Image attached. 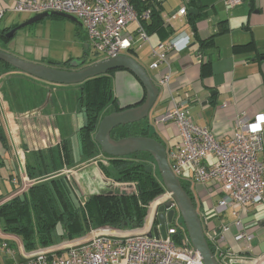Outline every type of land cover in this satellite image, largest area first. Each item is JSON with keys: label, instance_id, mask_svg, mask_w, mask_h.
I'll list each match as a JSON object with an SVG mask.
<instances>
[{"label": "crops", "instance_id": "0c3cea01", "mask_svg": "<svg viewBox=\"0 0 264 264\" xmlns=\"http://www.w3.org/2000/svg\"><path fill=\"white\" fill-rule=\"evenodd\" d=\"M12 1L0 0V5L9 6ZM181 7L186 8V15L172 19L171 16ZM190 8L195 11L188 14ZM31 17L32 15L28 14L12 13L3 17L0 22V34H3V39H0L1 51L31 63H40L44 58H56L57 55L60 56L61 61L54 59L49 63H62L59 64L60 66L68 61L85 60L90 50L93 53L80 22L58 16L54 18L69 21L67 24H62L66 29V39L72 44L69 50L55 49L51 52L44 50L43 47L48 40L40 22L35 23L37 25L32 28L27 29L30 25L19 29L12 38L5 39L4 35L9 30ZM158 19L159 28L147 33V42L134 34L136 23L128 26L127 32L132 35L131 48L122 56H127L140 65L158 89L157 98L143 127L147 130L146 137L158 141L164 147L166 156L179 143V132L172 123L155 124L154 120L175 105L186 102L184 109L192 120L199 126L207 127L218 141L225 140L233 134L236 128L235 120L239 115L245 114L249 118L258 114L264 115V60L260 59L264 57L261 55L264 54V0H242L240 5L233 8H226L223 0H167L158 7ZM149 23L150 20L146 22ZM170 40L178 44L179 50L168 53V84L160 85L157 80L158 75L163 72V67L160 66L158 70L149 68L155 61L152 50H157L159 44ZM247 44L252 46L234 50L235 46ZM100 60L102 58L92 62ZM102 77H104L102 83L108 84L109 98L115 101V106L119 110L144 100L146 91L131 72L124 69L114 70ZM0 82V91L5 102L4 109L0 106V122L5 136V142L0 141V169L5 170L8 176L7 181L0 184V198L11 199L18 195L20 168L31 154V152H23L26 146L28 148L25 144L27 143L26 126H24L26 123L15 120L14 116L33 111L54 115L53 124L58 133L59 148L62 152L63 147L67 150L71 146L68 128L65 129L69 124L68 120H65L68 116L65 115V109L79 117L82 113L80 115L77 113L79 107L82 111V106L77 99L74 103H68L67 98L63 97L64 93L61 94L55 87L50 86V83L23 75L18 71H10L2 75ZM82 84H76L78 86L75 89L80 90ZM185 95H188V99H185ZM109 106L110 103L106 111L110 109ZM31 121L33 120L28 121L30 125ZM33 124L36 125L34 122ZM81 132L84 131L78 128L76 132L78 145ZM94 135L92 131L88 132L95 153L85 155L79 148L81 161L74 163L69 153V165L66 163L63 166V168L75 169L79 173L77 181L81 198L103 192L117 193L116 190L119 189L118 184L106 179L100 170V166L106 164L107 158L93 143ZM21 153L24 154L22 161ZM257 158L264 164V147L258 152ZM10 161L13 162L12 165ZM213 162L212 156H208L205 160L207 166ZM14 174L17 176V181ZM106 180L112 184L110 187L107 186ZM178 180L187 190L199 220L201 217L206 219L207 223H202V220L200 222L203 231L229 225L230 231L220 247L222 252L231 250L233 257L236 258L233 262L228 261V264H248L255 256L264 253V201L241 212L243 230L252 234L253 240L250 242L251 253L240 251L242 245L233 239L237 229L232 226L233 218L230 213L217 217L213 212L212 208L218 200L216 187L211 183L196 184L193 179V169L189 166L184 168ZM9 187L13 191H9ZM122 231L125 233L132 230ZM79 239L81 238L76 240ZM4 241L14 250V256L0 249V264L22 263L36 252V250L25 251L20 238L0 230V246ZM73 241L75 240H56V244L41 249L48 250L51 256H61L65 255L66 248Z\"/></svg>", "mask_w": 264, "mask_h": 264}, {"label": "built area", "instance_id": "2783aa9c", "mask_svg": "<svg viewBox=\"0 0 264 264\" xmlns=\"http://www.w3.org/2000/svg\"><path fill=\"white\" fill-rule=\"evenodd\" d=\"M166 1L141 0L147 7L138 13L132 0H13L9 6L0 5V22L8 13L35 16L49 12L69 15L82 25L92 51L102 55V59H112L122 56L131 48L132 35L127 32L130 24L136 23L134 34L142 41H148L144 23L151 14L149 6L161 5ZM223 3L226 8H233L240 5L242 0H223ZM185 15L186 8L181 7L171 18ZM177 50L178 44L174 40L161 43L157 50H152L155 61L149 68L158 70L160 66L163 67L157 80L160 85L168 84V53ZM185 99H188V95H185ZM185 103L165 110L154 120L155 124L172 123L179 132V143L167 155L170 170L178 179L185 167H192L196 184L211 183L216 187L218 200L212 208L215 216L230 213L233 218L232 226L237 229L234 241L242 245L240 251L251 253L250 242L253 235L243 230L241 212L264 201V164L257 158L258 152L264 147V115L258 114L252 118L245 114L239 115L235 120L233 134L218 141L207 127L199 126L192 120L184 109ZM0 106L3 109L5 107L1 91ZM14 118L26 123L24 126L29 149H40L41 143L44 147L59 145L60 140L53 124L54 115L33 111ZM29 120H33L31 125ZM208 156H212L214 162L207 166L205 160ZM20 158L22 161L23 153ZM21 166L18 194L39 182L29 178L24 162ZM76 174L75 169L63 168L57 175L70 181L71 176L77 177ZM76 182L72 185L74 189H78ZM130 188L133 190L134 186L131 185ZM8 200L10 198L0 200V206ZM169 200L171 195L168 193H162L154 199L146 207L142 225L135 229H125L132 231L123 233L122 230L109 228L92 230L83 238L69 243L65 255L51 256L48 250L40 249L22 263L14 264H204L191 247L179 217H175L172 224L166 225L164 239L151 235L154 228L159 230L160 227L157 223V208ZM83 202L82 199L81 204ZM172 208L174 205L170 209ZM201 220L202 223H207L204 217L200 218V222ZM229 231V225L203 231L219 264H228L227 259H236L231 250L222 252L220 249ZM173 236H176L175 240H172ZM0 249L14 256V250L9 247L8 242H2ZM248 264H264V253L255 256Z\"/></svg>", "mask_w": 264, "mask_h": 264}, {"label": "trees", "instance_id": "16d2710c", "mask_svg": "<svg viewBox=\"0 0 264 264\" xmlns=\"http://www.w3.org/2000/svg\"><path fill=\"white\" fill-rule=\"evenodd\" d=\"M132 3L138 13L147 7L141 0H132ZM159 6L158 4L149 6L150 23H144L147 33L159 28ZM0 39H3V34H0ZM251 46L252 44L235 46L234 50ZM10 71L17 72L9 65L0 62V77ZM103 78L101 76L93 80L85 97L79 99L81 106L85 107L87 119L81 128L84 132L79 134V148L85 155L95 153L88 132L92 131L94 135L99 121L113 111L119 110L115 106V101L109 98L108 84L102 83ZM109 103L110 109L106 111ZM145 122L146 120L119 127L111 132V137L115 140L129 136L146 137L147 130L143 127ZM0 141L5 142L1 127ZM62 150L63 154L59 145H55L32 151L26 160V168L24 165L25 171L28 170L32 177L35 175L48 177L42 182L31 185L26 191L0 206V230L20 238L25 251L50 247L56 244V240H76L96 229L138 228L146 216L147 205L164 192L155 162L147 153L123 158L104 155L107 162L100 166L103 176L114 182L129 183L134 189L129 193L103 192L87 200L81 198L79 190L74 189L69 180L57 175L66 163L69 165L70 161V149L66 150L63 147ZM183 189L188 194L185 187ZM2 199L4 198H0ZM82 199L85 202L84 206L81 204ZM208 245L213 253L211 245ZM227 261L234 260L227 259Z\"/></svg>", "mask_w": 264, "mask_h": 264}, {"label": "water", "instance_id": "95a60500", "mask_svg": "<svg viewBox=\"0 0 264 264\" xmlns=\"http://www.w3.org/2000/svg\"><path fill=\"white\" fill-rule=\"evenodd\" d=\"M194 11L195 9L190 8L188 9V14ZM51 16H58L77 22L74 17L69 15L49 12L42 13L32 16L27 21L9 30L4 37L5 39H10L19 29L38 23ZM260 59L264 60V57ZM0 62L32 78L46 83L64 86L82 84L89 79L106 75L114 70L124 69L131 72L146 91L144 100L134 106L123 108L118 112L104 116L97 126L94 143L99 147L100 152L108 157L123 158L138 153H147L150 155L155 162L163 187V193L171 195V200L157 208V223L160 227L159 230L154 228L151 235L155 238L160 236L164 239L166 237V225L172 224L175 217H179L182 220L191 247L200 256L202 262L204 264H219L206 242L200 220L191 198L170 170L164 147L158 141L147 137L129 136L117 140L111 137V132L119 127L147 120L149 111L157 98L158 89L153 85L145 70L140 65L127 56H119L112 59H102L85 66V60H73L69 63L70 68L75 69L80 66H83V68L78 71H68L23 61L1 50ZM105 182L108 183L107 180ZM111 185V183L107 184L108 187ZM172 205H174V208L170 209ZM175 239L176 236H173L172 240Z\"/></svg>", "mask_w": 264, "mask_h": 264}, {"label": "rangeland", "instance_id": "374dc122", "mask_svg": "<svg viewBox=\"0 0 264 264\" xmlns=\"http://www.w3.org/2000/svg\"><path fill=\"white\" fill-rule=\"evenodd\" d=\"M67 22L69 23V21H67V20H62L61 18H54V17H48V18H45L44 20L40 21V23L43 24L42 26H43V33L45 34V38H47V40H48V43L45 42V45L43 47L44 50H46V51L49 50L50 52L55 50V49L59 50V51H62V50H65V49L69 50V48L72 46V44H71V42L69 43V40L66 39L67 38L66 37V29L62 25V24H67ZM37 24L31 25L30 27H27V29L28 28H32V27L36 26ZM43 48L40 49L42 52H43ZM87 55H88L89 59H92V61L100 59V58L103 57L100 54H95L94 52L91 53V50L87 53ZM55 57L56 58H50V59H48V58L45 59L44 58V59H42V62L36 63V64H39V65H44L45 64L46 66H50V67H54V68L59 69V68H61L60 65L62 63H58V62L49 63V61H52L54 59H55V61H61L60 56L55 55ZM23 75H25V74H23ZM95 79L96 78H93V79L85 81L83 83L84 85L82 84V86L79 87L80 90L75 89V88H77L78 85H71V86L67 85V86H64V85H52V84H50V86L55 87L57 90H59V92H61V94L64 93L63 97L64 98L66 97L68 103L71 104L72 102L74 103V101L76 99L79 100L81 97L82 98L85 97L86 91L88 90L89 87H91V84H92L93 80H95ZM83 87L85 89H82ZM67 92H70V93H67ZM84 108L85 107H82V111H81L80 107H79V111H78L77 114L80 115L82 113L79 117H77V115H75V114H72V111H69L67 108L65 109V111H66L65 115H68L65 118V120L66 121L68 120V123H69V124H67L65 126V129L68 128L67 129L68 138L70 139V145H71L70 146V151H71L72 159H73L74 163H76V164L81 161L76 132H77L78 128H82V126L85 124L84 121H86V113H85V109ZM24 161H25L24 165H25V168H26V159ZM10 164L12 165L13 162L10 161ZM16 169H17V166H16ZM26 173H27V175L29 176V178L31 180L34 179V180H37V181H40V182H42L43 179L48 177V176H44V175H40V176H36L35 175V177L34 176L32 177V176L29 175L28 170L26 171ZM77 174H76V176H79L78 172H77ZM14 176H15V179L17 181V176L15 174H14ZM7 178H8V176H7L6 171L0 169V180H1L0 184H2L3 181H7ZM75 181H77V177L71 176L70 177V184L73 185L75 183ZM76 183H77L78 189L80 190L78 181ZM116 183L119 186V189L116 190L117 193H123V192L129 193L131 191V188L128 186L129 183H119V182H116ZM87 186L90 187L88 184H87ZM8 189H9V191L12 190L11 187H9ZM3 192L5 193L4 189H3ZM87 199H89V197H87L86 200ZM82 205L84 206L85 202H83ZM180 223L183 225L181 219H180Z\"/></svg>", "mask_w": 264, "mask_h": 264}, {"label": "flooded vegetation", "instance_id": "af4514ba", "mask_svg": "<svg viewBox=\"0 0 264 264\" xmlns=\"http://www.w3.org/2000/svg\"><path fill=\"white\" fill-rule=\"evenodd\" d=\"M89 61V62H88ZM93 62H92V59H89V57H86L85 58V63H84V66L85 65H90V64H92ZM81 68H83V66H80V67H78V68H75V69H72V68H70L69 67V63H66L65 65H63V66H61V68H59V69H63V70H68V71H78L79 69H81ZM100 122V121H99ZM99 124V123H98ZM39 125H41L42 126V123L41 122H39ZM0 127H1V131L3 132V134H4V131H3V128H2V126H1V122H0ZM97 129V128H96ZM39 134V133H38ZM40 135V134H39ZM40 142H41V140H40ZM25 144H27L26 142H25ZM41 145H42V147L40 148L41 150L42 149H44L45 147L43 146V143H41ZM35 149H29V148H27V146H26V149H25V151L23 150V152L25 153H30V152H32V151H34ZM24 155V154H23ZM24 158V157H23ZM105 162H107V160L105 161ZM107 179V178H106ZM109 193H111V192H109Z\"/></svg>", "mask_w": 264, "mask_h": 264}]
</instances>
